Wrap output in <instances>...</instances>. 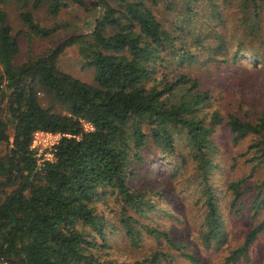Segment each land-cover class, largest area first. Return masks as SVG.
Returning <instances> with one entry per match:
<instances>
[{
    "label": "trees",
    "instance_id": "1",
    "mask_svg": "<svg viewBox=\"0 0 264 264\" xmlns=\"http://www.w3.org/2000/svg\"><path fill=\"white\" fill-rule=\"evenodd\" d=\"M19 1L31 3L20 16L37 37L59 28L36 20L44 6L53 17L72 5L98 15L88 31L19 64V35L0 7V143L9 147L0 154V264H182L181 255L196 261L184 240L148 221L190 164L202 178V238L218 248L226 243L211 153L226 123L235 142L251 139L241 155L254 151L248 160L264 161V79L260 109L243 114L242 103L216 104L214 82L224 66L264 72V0ZM73 46L94 68L93 84L59 68ZM38 130L61 134L53 160L39 163L31 150ZM158 159L170 168L166 180ZM247 180L227 183L231 208L240 210L253 189L257 216L264 182L244 187ZM263 231L264 219L226 262L236 263ZM116 235L134 247L147 236L159 243L129 263L115 256Z\"/></svg>",
    "mask_w": 264,
    "mask_h": 264
},
{
    "label": "rangeland",
    "instance_id": "2",
    "mask_svg": "<svg viewBox=\"0 0 264 264\" xmlns=\"http://www.w3.org/2000/svg\"><path fill=\"white\" fill-rule=\"evenodd\" d=\"M87 2L91 0H85ZM0 7H3L9 16L14 32L19 35L21 51L16 58L19 64L29 60L34 55L44 54L48 49L55 46L59 40L82 31H88L94 26L97 12L87 11L81 6L72 5L64 9L57 17L51 16L46 6L35 11L36 20L43 26H58V30L50 38H43L30 35L28 28L21 19V12L31 9V3L22 4L19 0H0ZM59 68L72 74L78 79L93 84L94 68L84 64L78 48L73 46L65 50L60 56L58 62ZM252 69H255L252 71ZM245 70L244 66L239 64L224 66L217 70L218 83L216 104L222 109H230L243 104V113L247 110L255 111L260 109L261 97L263 94L264 72L257 71V66H252ZM44 105H49L48 97L40 94ZM55 110H64L61 105H55ZM234 134L229 126L223 123L219 126L216 133V150L211 153L214 163L218 167L213 168L210 177V183L218 192L220 201V210L224 217V229L227 235V242L217 247L213 242L208 245L202 238L203 222L206 207L203 201H200V193L203 190L200 176L195 173L194 165L183 172V180L175 181L177 187L174 195L166 201L160 203V209L149 214V220L155 225H160L163 229L170 232L176 240H184L186 251L195 255L196 261L179 256L182 264H264V231L258 238L252 242L248 252L245 255L237 257L236 263L226 262L237 247L241 246L249 231L264 219V204L260 208L258 215L255 216V210L251 209V202L255 196V190L247 189L245 203L241 205L240 210L232 209L233 194L227 189V183L240 178H247L244 185L255 186L264 182V161L248 160L249 157H256L252 151L246 156H242L251 141L250 138H244L235 142ZM13 138H11V141ZM53 140H56L53 139ZM9 150L6 143H0V154H5ZM158 169L167 171L164 180L170 175V168L163 160L158 159ZM138 184L139 178L132 180ZM264 189V186H263ZM2 196V195H0ZM114 240L115 256L122 261L132 263L136 260L146 257L151 252L154 245L159 242L155 237L147 236L139 247H134L128 238L123 235H116ZM113 238L112 243H113Z\"/></svg>",
    "mask_w": 264,
    "mask_h": 264
},
{
    "label": "built area",
    "instance_id": "3",
    "mask_svg": "<svg viewBox=\"0 0 264 264\" xmlns=\"http://www.w3.org/2000/svg\"><path fill=\"white\" fill-rule=\"evenodd\" d=\"M84 125L87 130L93 128L88 122H84ZM55 138L56 140H53ZM60 138L61 134L41 130L34 132L30 148L36 153L39 163L54 159V146L58 143Z\"/></svg>",
    "mask_w": 264,
    "mask_h": 264
}]
</instances>
